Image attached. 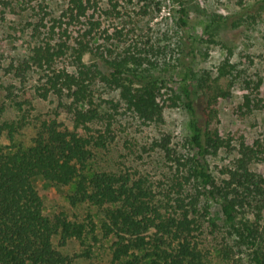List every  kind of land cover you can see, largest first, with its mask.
<instances>
[{
    "label": "trees",
    "instance_id": "1",
    "mask_svg": "<svg viewBox=\"0 0 264 264\" xmlns=\"http://www.w3.org/2000/svg\"><path fill=\"white\" fill-rule=\"evenodd\" d=\"M31 1L26 4L33 10ZM48 1L38 0L40 19L30 23L28 55L11 62L8 72L23 85L31 73L39 72L31 88L40 98L55 96L72 116L73 127L56 117L30 119L27 111L33 105L21 99L24 89L12 83L3 87L5 102L21 116L6 119L7 105H0V264H76L77 258L92 256L101 238H112L108 264H209L199 235L204 221L216 229L217 219L233 238L221 250L224 262L234 261L238 248L244 247L253 264H264V136L241 135L233 145L234 138L220 131L218 104L231 96L236 79L233 49L223 44L227 52L214 74L194 66L195 57L209 56L201 43L222 42L215 26L230 18L233 27L249 29L263 20L264 0L242 5L227 17L213 15L198 39L190 32L191 9L200 15L204 9L194 0H175L178 8L164 37L139 33L123 39L122 29L116 28L113 36L105 37L109 43L96 41L104 19L96 17L101 2L109 8L103 9L106 16L122 19L120 8L126 4L139 5L138 14L146 16L159 14L164 0H60L65 5L59 15L46 9ZM9 6L0 0V7ZM62 61L67 65L59 67ZM261 84L246 80L250 91L237 105L242 116L264 106ZM98 87L116 92L118 100L96 95ZM167 105L187 112L190 133L186 157L177 153L167 133L152 143L174 164L166 190L156 191L146 177L129 170L91 167L95 150L113 139L112 125L122 108L144 124H162ZM28 120L35 123L29 144H1L4 134L12 139ZM222 150H235L237 156L217 180L209 158ZM39 180L70 187L69 203L96 207L101 220L96 222L90 212L83 220L70 218L64 210L46 214ZM209 201L220 207L216 216ZM71 241L81 245V253L59 248Z\"/></svg>",
    "mask_w": 264,
    "mask_h": 264
},
{
    "label": "rangeland",
    "instance_id": "2",
    "mask_svg": "<svg viewBox=\"0 0 264 264\" xmlns=\"http://www.w3.org/2000/svg\"><path fill=\"white\" fill-rule=\"evenodd\" d=\"M10 6L4 11V19L0 18V105H7L6 119L12 121L21 116V112L16 107L10 105L4 100L3 87L14 84L21 90L23 100L29 99L33 105L31 110L27 111L30 119L54 118L64 122L69 128L73 127L72 116L63 108H60L55 96L47 99L38 97L33 91L35 83L40 79L39 72L31 73L28 82L21 84L15 79L12 72H8L11 62H15L27 57L30 47L31 34L33 33L31 22L39 21L38 0H32L31 6H27L30 0H6ZM203 9L204 13L193 11L190 20V32L197 39L204 35L205 27L213 15L228 16L234 11L241 9L242 5L253 4L257 0H194ZM47 3L50 7L46 8L52 11V15H59L65 4L60 0H49ZM178 5L175 0H164L163 9L159 14L150 13L142 16L138 14L139 5L126 4L120 8L122 19L115 15L106 16L103 9L109 10L104 2L100 3L99 10L96 13L102 15L101 28L98 30L96 41L109 43L108 34L112 36L116 28L122 29L123 39L130 38L135 34L142 33L164 37L168 28L173 23V15ZM45 19L48 25L50 20ZM115 17V18H114ZM229 22L215 26L217 37L222 42L201 43L203 51L207 50L208 57L198 55L195 57L194 66L197 70L216 71V66L220 63L221 58L226 54L227 47L233 49L231 61L234 64V75L236 79L231 88V96L227 99H221L218 104V119L220 121V131L224 137L232 136V144L237 145V139L243 135L245 138H256L264 136V106L252 112L241 115L237 105L244 102V94L250 89L246 85V80H252L253 85L259 80L260 97L264 100V18L259 20L255 25L247 30L235 28ZM44 30V29H42ZM107 31V33L104 32ZM132 30H135L133 32ZM111 43V42H110ZM59 67L67 65V61L57 64ZM169 87L176 88V83L168 84ZM98 87L96 95L101 97H113L118 100L116 92L107 93ZM170 101H167L169 103ZM30 121L25 127L19 129L17 133L10 138L6 133L1 138V144L10 146L13 144L23 143L27 145L34 136V122ZM113 139L107 142L105 148L95 150V157L90 163L93 169L120 171L129 170L136 177L143 176L153 185L158 192L166 190L168 177L172 176L174 168L173 162L167 160L164 154L158 149L152 148L155 139L160 138L162 134L172 136V145L176 148L177 153L182 156H188V115L182 107L166 106L164 109V122L162 124H144L139 118L124 108L117 115L116 121L112 125ZM237 153L235 150H222L216 156L209 158L210 172L217 180L223 177L222 170L233 164ZM37 187L44 200L46 214H53L57 210H64L68 216L73 219L83 220L87 213H92L96 222L102 218V212L96 207L82 204L77 207L72 206L67 198L70 187H53L47 185L42 180L37 182ZM212 216H216L220 207L215 202L209 201ZM218 226L216 229L210 227L209 222L204 221L203 232L199 235L200 247L209 259V264H253L247 254V250L242 247L238 248L234 255V261L226 263L221 257V250L224 245L231 244L233 238L228 233V227L222 219H217ZM56 244L59 242L56 240ZM112 238L103 239L95 244L93 253L90 258L79 257L76 264H108L110 260L109 246ZM59 246V245H58ZM65 253L76 254L82 252V247L77 241H71L68 245L59 246Z\"/></svg>",
    "mask_w": 264,
    "mask_h": 264
}]
</instances>
